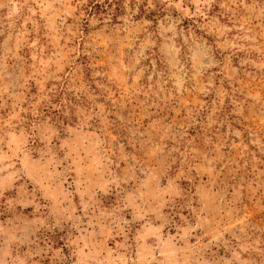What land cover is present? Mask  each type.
I'll list each match as a JSON object with an SVG mask.
<instances>
[{
    "label": "rangeland",
    "instance_id": "374dc122",
    "mask_svg": "<svg viewBox=\"0 0 264 264\" xmlns=\"http://www.w3.org/2000/svg\"><path fill=\"white\" fill-rule=\"evenodd\" d=\"M0 264H264V0H0Z\"/></svg>",
    "mask_w": 264,
    "mask_h": 264
}]
</instances>
